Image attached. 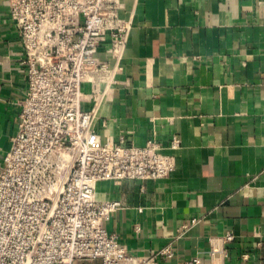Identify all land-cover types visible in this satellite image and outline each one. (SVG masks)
I'll return each instance as SVG.
<instances>
[{
	"label": "crops",
	"instance_id": "crops-1",
	"mask_svg": "<svg viewBox=\"0 0 264 264\" xmlns=\"http://www.w3.org/2000/svg\"><path fill=\"white\" fill-rule=\"evenodd\" d=\"M119 1L131 20L123 53L116 62L110 40L100 45L113 78L86 84L81 107L96 110L103 142L155 138L175 165L157 180L99 181L96 195L119 203L105 229L153 264H264V0ZM23 55L0 0V169L27 87Z\"/></svg>",
	"mask_w": 264,
	"mask_h": 264
},
{
	"label": "built area",
	"instance_id": "built-area-1",
	"mask_svg": "<svg viewBox=\"0 0 264 264\" xmlns=\"http://www.w3.org/2000/svg\"><path fill=\"white\" fill-rule=\"evenodd\" d=\"M21 40L27 87L17 128L0 169V264H153L131 255L104 227L117 201L99 198L102 180H157L174 157L155 139L144 145L103 142L96 110H83L86 84L109 83L113 68L97 55L120 59L131 20L119 0H7ZM99 94H92L96 102ZM180 146L178 137L169 142ZM232 239L228 234L225 241ZM160 255L171 256L170 247ZM213 253V251H212ZM246 259V255L242 256ZM185 264H202L195 256Z\"/></svg>",
	"mask_w": 264,
	"mask_h": 264
}]
</instances>
